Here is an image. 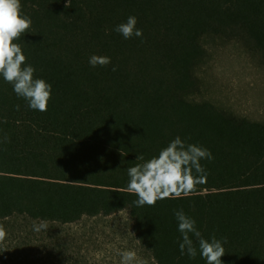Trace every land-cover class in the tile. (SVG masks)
Masks as SVG:
<instances>
[{"label":"trees","instance_id":"trees-1","mask_svg":"<svg viewBox=\"0 0 264 264\" xmlns=\"http://www.w3.org/2000/svg\"><path fill=\"white\" fill-rule=\"evenodd\" d=\"M20 2L32 24L13 42L52 93L32 110L0 76V264H105L64 229L122 212L154 264H207L191 233L196 257L180 252L181 209L203 238H227L223 264H264V121L200 98L211 43L238 41L264 65V0ZM129 16L142 37L114 30ZM177 136L212 153L206 182L136 206L127 169Z\"/></svg>","mask_w":264,"mask_h":264},{"label":"clouds","instance_id":"clouds-1","mask_svg":"<svg viewBox=\"0 0 264 264\" xmlns=\"http://www.w3.org/2000/svg\"><path fill=\"white\" fill-rule=\"evenodd\" d=\"M31 24V17L22 12L20 0H0V76L13 86V91L18 97L27 101L30 109L45 112L51 99L52 86L44 79L35 78L36 69L26 64L27 58L21 46L13 42L19 39ZM136 25L137 18L129 16L125 23L117 25L114 30L125 39L142 37L143 32ZM110 63L111 58L108 56L92 55L89 58L92 67H103ZM112 70L115 71V67ZM212 158V153L207 148L195 144L186 145L177 136L162 148L157 156L127 169L130 178L127 190L138 196L133 203L138 207L155 206L158 200L179 198L182 194L187 195L195 191L197 185L205 183L207 179V173L200 161ZM136 159L143 161L144 157L139 155ZM175 216L178 231L182 235V242L179 244L181 254L187 253L190 258L197 255V248L189 236L191 233L197 238L200 255L206 259L207 264H223L221 257L225 255L223 244L227 243V238L219 240L213 236L210 240L205 239L197 230L196 221L182 209L176 211ZM33 227L37 232L48 229L46 222ZM5 236L6 229L0 225V240ZM119 255L121 264H134L136 261L134 251L120 252Z\"/></svg>","mask_w":264,"mask_h":264},{"label":"rangeland","instance_id":"rangeland-1","mask_svg":"<svg viewBox=\"0 0 264 264\" xmlns=\"http://www.w3.org/2000/svg\"><path fill=\"white\" fill-rule=\"evenodd\" d=\"M210 59L201 72V99L251 120L264 121V65L238 41L211 43ZM77 237L89 240L92 252L105 264H121L120 252L134 251V264H154L134 241L126 212L110 217L84 219L65 227Z\"/></svg>","mask_w":264,"mask_h":264}]
</instances>
